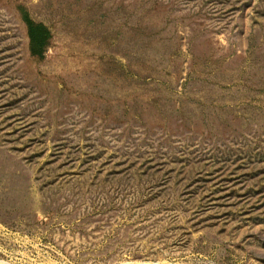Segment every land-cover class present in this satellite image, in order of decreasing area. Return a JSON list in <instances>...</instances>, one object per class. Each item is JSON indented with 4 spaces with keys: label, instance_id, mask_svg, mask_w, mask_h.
<instances>
[{
    "label": "rangeland",
    "instance_id": "1",
    "mask_svg": "<svg viewBox=\"0 0 264 264\" xmlns=\"http://www.w3.org/2000/svg\"><path fill=\"white\" fill-rule=\"evenodd\" d=\"M0 264H264V0H0Z\"/></svg>",
    "mask_w": 264,
    "mask_h": 264
},
{
    "label": "trees",
    "instance_id": "2",
    "mask_svg": "<svg viewBox=\"0 0 264 264\" xmlns=\"http://www.w3.org/2000/svg\"><path fill=\"white\" fill-rule=\"evenodd\" d=\"M39 31H36V28H29L28 29V37L29 41L33 45L42 46V44L46 41L48 38V31L44 28L39 26Z\"/></svg>",
    "mask_w": 264,
    "mask_h": 264
}]
</instances>
